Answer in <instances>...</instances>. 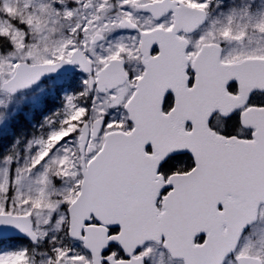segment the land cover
Wrapping results in <instances>:
<instances>
[{"label": "snow or ice", "instance_id": "6c2138e0", "mask_svg": "<svg viewBox=\"0 0 264 264\" xmlns=\"http://www.w3.org/2000/svg\"><path fill=\"white\" fill-rule=\"evenodd\" d=\"M0 264H264V0H0Z\"/></svg>", "mask_w": 264, "mask_h": 264}, {"label": "rangeland", "instance_id": "374dc122", "mask_svg": "<svg viewBox=\"0 0 264 264\" xmlns=\"http://www.w3.org/2000/svg\"><path fill=\"white\" fill-rule=\"evenodd\" d=\"M37 119H39V117H37Z\"/></svg>", "mask_w": 264, "mask_h": 264}]
</instances>
